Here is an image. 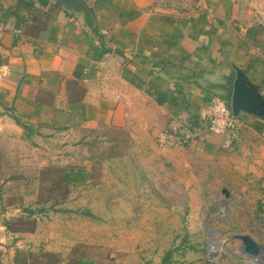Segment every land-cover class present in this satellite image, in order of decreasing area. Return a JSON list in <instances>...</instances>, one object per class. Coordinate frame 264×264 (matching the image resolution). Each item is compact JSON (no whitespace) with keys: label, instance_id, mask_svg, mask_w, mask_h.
I'll list each match as a JSON object with an SVG mask.
<instances>
[{"label":"rangeland","instance_id":"374dc122","mask_svg":"<svg viewBox=\"0 0 264 264\" xmlns=\"http://www.w3.org/2000/svg\"><path fill=\"white\" fill-rule=\"evenodd\" d=\"M230 1H219L222 23L211 22L210 35L222 51L220 68L231 72L232 62L250 71L247 63L255 56L250 76L264 85V0ZM209 2L152 0V7L193 18L200 28L207 26L201 13L207 21L216 12ZM107 6L112 9L104 8L105 23L116 12ZM249 27L256 30L252 42L244 38ZM220 94L227 97L228 91ZM189 110L190 117L165 112L162 122L155 109L153 119L132 131L97 121L92 128L70 124L37 140H10L0 156V212L12 218L24 215L22 207L35 210L34 230L22 233L20 247L7 241L15 259L63 264L81 256L93 264H158L171 250L166 264H264V150L258 148L264 131L211 152L200 147L205 132L160 147L157 133L172 118L193 124L197 114ZM51 166L84 169L89 176L49 192L53 180H41V170ZM44 200V211L37 212ZM53 200L58 203L48 207ZM234 235L251 237L257 252L246 253Z\"/></svg>","mask_w":264,"mask_h":264},{"label":"crops","instance_id":"0c3cea01","mask_svg":"<svg viewBox=\"0 0 264 264\" xmlns=\"http://www.w3.org/2000/svg\"><path fill=\"white\" fill-rule=\"evenodd\" d=\"M219 1L223 2H209L216 10L209 14L210 24L214 19L222 23L218 14L224 7ZM95 2L88 26L81 14L66 16L50 0L45 5L37 0H0V156L12 139L37 140L70 124L92 128L100 121L132 131L153 119L155 109L162 122L169 111L190 117L189 109L197 114L220 86L231 87L234 63L229 62L231 72L220 68L219 46L210 33L196 35L187 24H179L181 16L156 11L152 0ZM108 4L116 12L105 23L103 10L112 9ZM164 15H172L173 21L164 25ZM100 42L109 51L96 59L93 48L99 49ZM254 58L247 63L250 71ZM240 68L264 96L263 81ZM249 116L235 117L237 143L245 141L246 134L259 133L253 128L258 119ZM19 124L30 125L31 134L27 136ZM204 140L200 147L211 152L221 136L209 133ZM258 148L264 150V144ZM4 219L7 216L0 212V264L24 263L15 259L13 250L20 247L23 234L7 232ZM9 238L14 248L8 246Z\"/></svg>","mask_w":264,"mask_h":264},{"label":"trees","instance_id":"16d2710c","mask_svg":"<svg viewBox=\"0 0 264 264\" xmlns=\"http://www.w3.org/2000/svg\"><path fill=\"white\" fill-rule=\"evenodd\" d=\"M40 4L45 5L47 3V0H37ZM27 3V2H26ZM29 6L32 5V3H27ZM52 6L55 7L57 10H62L66 16H73L74 14H81L85 24L88 26H91L92 19L94 18L92 7L86 5L84 0H53ZM161 18H163L166 22L169 24L173 21L172 15H164ZM203 21V23L207 24V28L205 27H196V20L193 18H185V17H179L178 22L180 25H186L187 23L189 25V29L193 31L196 35L198 34H209L212 31H214V28L210 23H208L205 20L204 14L201 13V15L198 17ZM92 32L100 38V36L97 34L96 29L92 28ZM256 30L254 27H249L245 30L244 38L246 40L254 41ZM174 35V32L171 33ZM101 41V39H100ZM99 49L93 48L94 51H97V55L95 56L96 59L100 58L103 53L108 52V48H104L101 44V42L98 44ZM228 96L225 97L221 92H227ZM231 91V87L228 89L225 86H220L219 92L215 95V97H212L208 99L207 93L204 92V98L211 101L213 98H219L224 101L226 107L229 109V94ZM208 101V102H209ZM193 124L189 125V127H193L197 125V117L192 122ZM23 130L25 131L26 135L29 136L32 132V127L30 125H24L19 124ZM253 128L257 132L264 131V121L255 120V123L253 124ZM41 174L44 175V177L41 180H47L49 177L52 178L51 187H48V191L52 192L54 188L57 187H65L69 185H76L81 184L85 182L88 178V173L84 169L80 168H72V167H61V166H51L47 167L46 169L41 170ZM47 178V179H46ZM46 196H51V194H46ZM46 202V200L41 201V205L36 209L37 212H43L44 211V205L43 203ZM58 201H51L48 207H51L54 204H57ZM22 212H24V215H19L17 217L7 218L4 219L3 225L7 232L9 233H24V232H32L34 230L35 226V219L33 216V213L35 212L34 209H30L27 207L21 208ZM43 255L45 257L51 256L52 254L48 252H44ZM171 256V250H166L158 264H166L170 260ZM54 259V258H53ZM54 261H56L54 259ZM63 264H93V261L91 259L83 258L81 256H74L69 257L68 259L64 260Z\"/></svg>","mask_w":264,"mask_h":264},{"label":"built area","instance_id":"2783aa9c","mask_svg":"<svg viewBox=\"0 0 264 264\" xmlns=\"http://www.w3.org/2000/svg\"><path fill=\"white\" fill-rule=\"evenodd\" d=\"M236 129L237 121L230 109L226 107L223 100L213 98L199 109L196 126L190 128L178 118H172L167 126L157 133L156 141L160 147H168L177 137L185 142L205 132L220 135L221 147L228 148L232 143ZM2 249L3 246L0 242V251Z\"/></svg>","mask_w":264,"mask_h":264},{"label":"water","instance_id":"95a60500","mask_svg":"<svg viewBox=\"0 0 264 264\" xmlns=\"http://www.w3.org/2000/svg\"><path fill=\"white\" fill-rule=\"evenodd\" d=\"M234 77L231 83L229 96V109L236 117L239 113H245L260 121H264V96L260 93L256 83L251 81L245 71L232 64ZM243 247V250L251 255L257 252L256 243L248 235H234Z\"/></svg>","mask_w":264,"mask_h":264}]
</instances>
